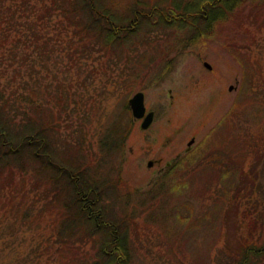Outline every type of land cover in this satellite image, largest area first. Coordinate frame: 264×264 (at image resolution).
Returning <instances> with one entry per match:
<instances>
[{"label": "rangeland", "instance_id": "rangeland-1", "mask_svg": "<svg viewBox=\"0 0 264 264\" xmlns=\"http://www.w3.org/2000/svg\"><path fill=\"white\" fill-rule=\"evenodd\" d=\"M194 1L198 0H101L119 25L130 21L134 26L130 30L135 35L131 33L129 42L110 57L97 48L74 55L77 36L60 26L62 16L54 10L37 21L45 35L36 53L26 36L11 35L0 49V53L9 49L21 38L17 55H28L34 62L27 70L26 63L1 57L0 105L15 130L13 138L28 131L24 125L29 120L44 122L46 129L50 125L56 161L73 172L85 169L86 163V175L110 181V194L117 202L107 199L103 204L127 225L133 264L224 263L220 250L226 242L237 243L241 228L246 231V222L255 219L248 198L254 199L258 210L264 209V1L248 0L198 37L187 28L177 30V24H164L156 12L148 15L157 2L158 8L168 10ZM36 4L42 8L40 15H47L46 7L52 6L48 0ZM9 5L10 0H3L2 7ZM135 8L142 10L141 15L134 13ZM137 91L143 92L146 112L153 111V120L142 129L141 119H134L122 152L104 157L100 140L114 120L122 117L126 122L123 105ZM239 137L254 147L241 161L247 174L241 189L248 186L253 191L236 203L240 218L230 210L227 219L213 212L201 221V214L220 204L213 192L215 170L208 169L213 163L206 164V170L198 166L193 171L189 165L193 161L180 162L181 169L172 173L182 192L171 193L176 191L171 188L160 192L158 177L171 166L167 162L189 152L190 161L200 156L197 163L202 166L212 147H239ZM191 138L194 141L188 145ZM205 139L209 145L202 144ZM23 176L27 189L32 178ZM240 221L241 228L236 227ZM12 223L9 215L0 217V264L58 263V246L44 256L36 252L37 243L44 244L37 236L40 230L18 231L16 223L9 226ZM49 230L43 228L42 235ZM84 240L74 246L76 257L89 264L100 244L93 238Z\"/></svg>", "mask_w": 264, "mask_h": 264}, {"label": "trees", "instance_id": "trees-1", "mask_svg": "<svg viewBox=\"0 0 264 264\" xmlns=\"http://www.w3.org/2000/svg\"><path fill=\"white\" fill-rule=\"evenodd\" d=\"M37 1L10 0L9 6L2 7L3 0H0V49H3L6 38L17 35L28 37L29 46H32L31 50L36 53L40 50L37 43L45 35V32L38 30L41 25L37 21L50 17L52 14L48 12L53 10L62 16L60 26L67 33L78 37L72 50L74 55L97 48L103 56L110 57L122 50L123 44L129 42L131 33L132 36L135 35L134 31L130 30V27H134L131 22L119 25L120 21L114 17L110 9L101 6V0H48L52 6L46 7L47 15L39 14L42 8L37 7ZM41 1L46 4L47 0ZM247 1L198 0L187 3L182 8L175 5L168 10L158 8L157 2L150 7L148 15L156 12L158 19L164 24H177V30L187 28L194 37H198L209 33L213 23L226 19V16ZM239 10L242 11L243 8ZM141 11L134 9L135 14L141 15ZM42 25L45 26L44 21ZM20 39L13 41L9 49L1 51L0 61L2 56H7L9 61L18 60L19 63H26V69L30 70L34 66L33 60L28 58V55L24 57L17 55L19 53L17 43ZM42 43H46V39ZM9 65L13 67V64ZM122 84L125 85V82ZM60 101L61 97L58 98V102ZM123 108L124 114L121 115L123 117L125 115L126 122L122 123V117L114 120L100 140L99 145L104 157L110 153L122 152L126 137L132 129L134 120L129 106L124 104ZM9 116L13 117L11 114ZM24 126L28 131L13 138L12 132L15 130L9 124V119L4 116L3 107L0 105V217L9 215L13 220L9 226L13 227L16 223L18 231L24 229L25 232V228L37 232L40 230L37 236L43 239L44 244L41 246L40 240L35 250L44 256L43 252L48 253V249H51L52 253L53 248L58 246L55 251L57 264H83L85 258L79 261L82 258L76 257L74 246L77 242L84 243L85 237L93 238L94 242L98 241L100 244L95 259L89 264H133L131 246L126 235L127 225L122 224L124 220L114 217L103 204L107 199L117 202V198L110 194L113 190L110 181L95 177L94 174L86 175V170H89L86 163L85 169L79 167L73 172L56 161L53 136L49 133L50 125L46 129L47 124L31 119ZM238 140L241 143L239 147H236L238 144L224 149L212 147V150L204 154L209 155L203 158L205 164L202 166L200 165L202 162L197 163L200 156L190 161V153L183 154L158 177L159 180L162 179L159 185L162 190L160 192L164 194L167 188L176 190L169 191L171 193L182 192L183 186H179L175 181L176 175L172 173L181 169L178 165L180 162L193 161L192 164L188 162L192 165L193 171L198 166L206 170L205 165L213 163V167L208 169H211L210 172L215 170L213 181L216 182L214 184L216 189L213 192L218 196L220 204L208 209V214H201V221L209 219L213 212L217 218L225 214L227 219L230 210L240 218L241 213L238 212L236 203L242 197H250L253 191V188L250 191L248 186L241 189L240 184L247 178V174L241 168V161L245 154L254 151V147L253 143L244 137H239ZM202 144L209 145L210 142L205 139ZM189 168L187 170H190ZM23 173L29 174L32 178L27 189ZM169 192H166L165 196H170ZM248 199L252 202L255 219L246 222V231L241 228V221L236 225L241 228L240 239L238 238L234 245L226 242V246L220 250L223 257L221 260L226 258V262L220 264H264V209L258 210L254 199ZM129 216L125 218L130 222ZM46 227L50 228L49 233L42 235L43 228ZM68 252L71 253V257ZM68 256L70 258H67Z\"/></svg>", "mask_w": 264, "mask_h": 264}, {"label": "water", "instance_id": "water-1", "mask_svg": "<svg viewBox=\"0 0 264 264\" xmlns=\"http://www.w3.org/2000/svg\"><path fill=\"white\" fill-rule=\"evenodd\" d=\"M203 65L210 69L211 66L207 62H203ZM128 105L131 110V115L134 119H141V128H147L153 120V111H147L144 106V94L141 91L135 92L128 100ZM194 141L193 138L188 142V145ZM149 162L148 164H150Z\"/></svg>", "mask_w": 264, "mask_h": 264}, {"label": "flooded vegetation", "instance_id": "flooded-vegetation-1", "mask_svg": "<svg viewBox=\"0 0 264 264\" xmlns=\"http://www.w3.org/2000/svg\"><path fill=\"white\" fill-rule=\"evenodd\" d=\"M185 153H186V152H185ZM185 153H184V154H185ZM179 157H180V156H179ZM174 161H175V160L172 159L170 162H167V166H170V164L173 163Z\"/></svg>", "mask_w": 264, "mask_h": 264}]
</instances>
